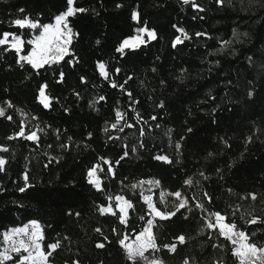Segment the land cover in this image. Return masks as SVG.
Returning <instances> with one entry per match:
<instances>
[{"label":"trees","instance_id":"16d2710c","mask_svg":"<svg viewBox=\"0 0 264 264\" xmlns=\"http://www.w3.org/2000/svg\"><path fill=\"white\" fill-rule=\"evenodd\" d=\"M74 6L87 11L68 18L77 35L58 63L33 69L0 47V148L8 149L0 151L6 161L0 250L6 231L37 220L42 249L51 252L47 264H133L119 240L133 241L151 219L141 198L147 183L140 184L149 180L159 182L150 194L155 206L175 212L153 220L159 250L152 254L162 263L238 264L234 245L206 227L214 212L264 247V0H75ZM66 8L67 0H0V35H21L27 56V41L40 29L12 21L54 23ZM141 27L155 38L117 52ZM176 37L182 42L173 47ZM41 85L48 108L39 101ZM22 124L38 140L18 137ZM93 168L99 187L89 183ZM176 192L186 200L178 211L159 200ZM117 195L132 203L124 224ZM109 205L115 215H102ZM172 244L175 251L165 247ZM12 257L6 264L20 254Z\"/></svg>","mask_w":264,"mask_h":264},{"label":"snow or ice","instance_id":"6c2138e0","mask_svg":"<svg viewBox=\"0 0 264 264\" xmlns=\"http://www.w3.org/2000/svg\"><path fill=\"white\" fill-rule=\"evenodd\" d=\"M219 2V0H218ZM75 0H67V8L65 11L55 16V23L43 24L40 25L38 22L33 21L30 17L17 18L12 21V24L20 29L30 28V29H40V34L35 36L33 39L27 41V43L33 45L31 53L27 56L21 55L23 50V46L25 41L23 40L21 35H18L14 32H4L0 35V47L7 45L5 51L14 50L19 57L17 63L20 61H25L32 66L33 69H40L45 64L49 63H58L60 60L64 58V56L69 54V45L72 43V40L77 33H74L73 28L70 26L69 17H73L76 13H83L87 11V9L81 7L74 6ZM184 3H189V0H184ZM193 7H198L195 3ZM202 10V9H201ZM23 9H20V12H23ZM132 19L136 21L138 19V13L135 11L132 13ZM183 33V29H179ZM138 35L129 37L124 39L119 47L116 49L117 52H123L124 49H134L139 47L140 44L145 43L146 41L142 39L140 34L146 33L148 39H154L155 33L152 30H149L146 27H141L136 29ZM197 35H201V33H197ZM184 39H188L187 34H184ZM180 37H176L173 42V47L177 44L181 43ZM98 67L100 69L101 75H105V65L103 63H99ZM64 74L61 73V81L63 80ZM83 77L81 80L83 82ZM113 87H117L116 84L112 85ZM47 85H41L39 89V101L45 107H49L50 97L46 95L45 89ZM122 87V86H121ZM251 95V93L249 94ZM103 99V97H101ZM11 106V105H9ZM163 105H161L162 107ZM0 116H4V110L0 108ZM117 120L122 118V113L117 111L116 113ZM11 119V117H9ZM152 119H156V117H152ZM132 125H128L131 127ZM113 128H116V124L112 125ZM122 130V129H121ZM189 132L192 129H188ZM18 137H23L27 140L34 141L38 140L37 132L32 131L26 135L25 126H21L19 133H17ZM12 138V137H10ZM179 148V145H177ZM0 151H8L7 148H0ZM127 155V153H125ZM158 160H167V157L157 156ZM6 161L0 157V171H4V166ZM98 167V166H97ZM111 171V169H109ZM96 169H90L88 171L89 183L99 187V180L95 177ZM203 175V174H201ZM25 179V187H27V175L24 176ZM147 183L149 185V189L147 191H151V185L159 184L158 181H141L140 184ZM185 183H191V181H186ZM133 188H136L137 185H132ZM19 191H25V188H20ZM173 195L179 200V204L176 205L177 211L181 208H184L186 205V201L181 199V193L176 192ZM141 198L143 202L147 205L149 213L153 217L167 218L172 215H175V212H167L160 211L154 204L152 197L150 195H144L141 192ZM164 194L161 193V202H163ZM255 199V196H253ZM116 200V208L119 210V220L121 224L125 223V213L127 208L132 207V203L125 199L121 195H117L115 197ZM197 207L203 209V204H197ZM100 213L103 215L105 213H112L115 215V212L112 210V206L101 207ZM211 217L215 218V222L211 219L206 220V227L209 229H218L219 235L230 241L233 245V255L237 256L240 260V264H249V261L253 257H257L259 254V258L264 264V247H258L256 244L249 242V238L243 231H236V225L232 223H226V217L221 215L219 212L210 213ZM143 219V217H141ZM255 223V219L251 221ZM153 219H149L147 221V225L143 228V230L136 235L135 240L131 243H125L128 239L125 236L123 239L119 240V244L125 249L127 254V259L132 261L133 264H136L137 259H143L146 264H162L158 259H149L145 256V252L149 249L154 251H158V246L155 242V237L152 233ZM99 231V229H97ZM43 232L42 225L37 220H31L28 224L23 225L22 227L12 228L6 231L3 234V242L5 247L0 250V264H6L8 261H12L13 257L11 253L20 254V259L15 262V264H46L47 256L51 255V252L45 253L42 249L41 241L43 240ZM181 243L184 242L185 237H178ZM57 244H49L48 248L55 250ZM103 244H97V247H103ZM170 251H175L176 245H166ZM23 253H27L24 255ZM184 264H189L188 260H185Z\"/></svg>","mask_w":264,"mask_h":264},{"label":"rangeland","instance_id":"374dc122","mask_svg":"<svg viewBox=\"0 0 264 264\" xmlns=\"http://www.w3.org/2000/svg\"><path fill=\"white\" fill-rule=\"evenodd\" d=\"M55 23V22H54ZM141 36H142V39H144V40H146V39H148V36H147V34L146 33H144V34H140ZM149 40V39H148ZM141 45V44H140ZM139 45V46H140ZM31 48H33V45H31ZM31 51H32V49L30 50V53H31ZM19 58V57H18ZM98 69H99V67H98ZM99 72H100V69H99ZM96 177V176H95ZM95 187H97V186H95ZM155 188H156V186L153 184V185H151V191H147L148 189H149V185L148 184H145V185H142L141 186V189H142V191H143V193H144V195H150L151 194V192H153L154 190H155ZM181 199H184V198H182L181 197ZM159 200L161 201V195H160V198H159ZM186 201V200H185ZM114 202H115V204L117 203L116 202V200H114ZM162 203H164V205H165V207L167 206V207H169V206H171V207H174V208H176V205H178L179 204V200L176 198V196L175 195H169V196H167L166 194L164 195V199H163V202ZM116 210H117V212H118V214H119V210L116 208ZM127 210H128V208L126 209V213H127ZM126 213H125V220H126V218H127V216H126ZM120 215V214H119ZM151 215V214H150ZM155 218H160V217H153L152 215H151V219H155ZM210 219L213 221V222H215V218L214 217H210ZM22 227V226H21ZM136 237V236H135ZM135 240V239H134ZM132 241H125V243H131ZM5 247V245L3 244V247H2V249ZM1 249V250H2ZM14 254H17V253H11V255H14ZM24 255H27V253H24ZM145 256L146 257H148L150 260L151 259H154L155 257L153 256V254H152V249H149L148 251H146L145 252ZM238 258V257H237ZM157 259V258H156ZM138 261H140L141 262V264H146V262L143 260V259H137ZM159 260V259H158ZM160 261V260H159ZM161 262V261H160ZM46 264H47V262H46ZM162 264H164V263H162ZM238 264H240V260H239V258H238ZM249 264H262V261H261V259L259 258V254H258V256L257 257H253L250 261H249Z\"/></svg>","mask_w":264,"mask_h":264}]
</instances>
